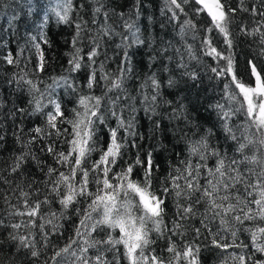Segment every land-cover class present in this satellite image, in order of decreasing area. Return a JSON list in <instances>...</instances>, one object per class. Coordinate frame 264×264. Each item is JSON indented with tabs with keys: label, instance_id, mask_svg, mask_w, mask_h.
<instances>
[{
	"label": "trees",
	"instance_id": "1",
	"mask_svg": "<svg viewBox=\"0 0 264 264\" xmlns=\"http://www.w3.org/2000/svg\"><path fill=\"white\" fill-rule=\"evenodd\" d=\"M63 2L0 0V192L10 195L16 184L26 186L31 180L37 182L34 187L40 186L46 177L39 170L37 161L52 163V157L43 151L44 144L50 141L37 139L30 147H24L34 134L33 129L45 126L43 112L33 111V96H39V93L30 92L26 81L32 80L44 93V104L50 97L69 110L75 106L72 102L77 99V93L63 85L57 86L55 81L58 78L68 77L81 95L89 92L86 75L90 68L82 65L79 72H68V62L75 51L72 45L76 36L75 25L82 20L86 22V30L81 32L77 44L83 50L81 55L88 52L93 37L100 36V54L92 66L97 70L98 81L91 94L100 96L104 93L105 81L100 79L103 73H107L111 79L123 80L121 89H114L105 96V124L98 128L99 146L103 148L108 142L105 133L117 126L116 118L108 114L109 107L117 112L126 125H131L127 131L121 129L118 134V140L123 138L126 145L122 148L119 167H126L139 159L141 165L134 168V176L137 173L143 176L144 166L150 157L153 165L152 186L155 190L164 185L165 178L182 159L197 162L195 157L188 156V150L191 142L201 138L206 139L209 151L215 149L229 156L235 154L239 158V154L234 152L235 142L226 139L228 133L224 128L225 121L217 107L218 104L225 105V110L238 107L235 102L227 100L226 93L230 89L226 86L230 84V76H220L212 71L213 68L223 71L225 62L208 56L204 41L211 39L218 50H225L226 46L218 32L205 31L211 27L210 17L206 12L197 11L200 6L194 0H187L182 5L184 11L175 9L168 0H71L73 8L69 12L68 23L59 21L54 11L60 10L58 5H63ZM221 3H225L226 8L242 7L240 0H221ZM101 4L103 8L97 14L95 9ZM243 7L264 12V0H244ZM104 12L108 14L107 19ZM187 21H192L196 25L195 29L188 28ZM261 21H264V17L250 11L238 10L233 14L229 25L233 47L227 49L226 54L230 52L234 56L241 72L245 71L248 61L255 63L258 71L264 67V54H261L264 48L259 37L245 36L240 31L241 28L251 31ZM126 24H132L133 27L128 28ZM105 27L108 28V35H103ZM36 45H39V49ZM40 51L45 57L43 71L38 69ZM9 56L15 63L7 62ZM83 64H88V61L85 59ZM101 64L103 73L100 71ZM152 77L159 83V89L151 86ZM169 81L172 83L169 84ZM49 85L53 87L49 88ZM153 95L156 96L154 102L151 100ZM44 111H48V108ZM227 123L238 137L246 126L242 112H238ZM59 143L61 148L65 147L62 142ZM22 150L34 155L36 161L29 159L18 173H11L10 167ZM98 155V152H94L92 159H98ZM214 160V157L209 158V167L214 166ZM62 170L67 171L66 168ZM11 203L18 204V201L12 199ZM177 203L184 205L188 201H177L172 195L166 199L164 223L169 228L173 221L179 219ZM41 210L50 217V211L43 206ZM61 210L57 202L51 205V212L59 213ZM11 212L10 205L0 199V264H43L51 255V250L43 247L37 229L21 227L14 230L11 225L27 220V217L14 216ZM193 213L180 221L183 228L179 231L183 235H169L176 242L178 250L182 251L187 245L198 249L199 264H225V261L227 264H238L232 257L240 255L248 258L249 264L264 260V253L256 251L250 233L241 230V225L233 223L225 231L219 224V218L212 219L211 213L206 212V206L202 203L193 205ZM67 216V220L61 218L54 222L62 225L61 232L71 235L78 217L71 210ZM250 226L246 222L243 227ZM51 227L46 225L44 230L49 231ZM196 229H199V234ZM232 230L237 232V246L223 250L212 244L214 238L232 244ZM29 231L35 236L36 247L42 253L39 260H35L29 255L28 249L11 239L12 234L26 235ZM155 235L153 232L152 236ZM66 242L64 235H53L51 238L52 247H61ZM167 242L163 238L159 239L154 247L159 251ZM118 247L123 251L122 246ZM94 251L90 249L89 255ZM160 254L166 260L171 259V254L166 250ZM105 256L111 260L113 253L105 252ZM116 257L119 264H129L120 253H116ZM172 264H176L174 259ZM180 264L187 262L181 260Z\"/></svg>",
	"mask_w": 264,
	"mask_h": 264
},
{
	"label": "snow or ice",
	"instance_id": "2",
	"mask_svg": "<svg viewBox=\"0 0 264 264\" xmlns=\"http://www.w3.org/2000/svg\"><path fill=\"white\" fill-rule=\"evenodd\" d=\"M186 2L187 0H168L171 6L180 11H184L182 5ZM194 3L202 5L197 8L198 12H206L210 17L211 27L205 31L218 32L226 46L225 50H218L213 46L211 39L204 41L206 54L225 62L223 71L217 68L212 71L220 76H230V84L226 86L230 89L226 93L227 100L235 102L238 107L229 110H225L223 104H218L217 107L225 121L224 128L228 133L226 139L235 142L234 152L239 154V158L235 154L229 156L215 149L209 151L206 139L201 138L191 142L188 150V156L195 157L197 162L182 159L165 178L164 185L155 190L152 186L153 165L150 157L144 166L143 176L138 173L134 176V168L141 165L139 159L126 167H119L122 148L126 145L123 138L118 140V134L121 129L127 131L131 125H126L117 112L109 107L108 114L116 118L117 126L105 133L108 142L103 148L99 146L98 128L105 124V96L114 89H121L123 80L111 79L107 73H103L101 64L100 71L103 75L100 79L105 81V91L100 96L91 94L98 81L97 70L92 66L96 64L95 58L100 54V36L98 34L93 37L92 46L87 53L81 55L83 50L77 47V44L81 32L86 30V22L82 20L75 25L76 36L72 41L75 51L68 62V72H79L82 65L90 68L86 75V87L89 92L81 95L75 83L68 77L58 78L55 81L57 86L63 85L77 93V99L72 102L75 106L69 110L50 97L47 104H44V93L32 80L26 81L30 92L39 93V96H33V111L43 112L45 126L34 128V134L24 147H30L37 139L50 141L44 144L43 151L52 157V163L37 161L39 170L46 177L40 182V186L34 187L37 182L31 180L26 186L16 184L10 195L0 192V199L10 205L12 215L27 217V220L13 223L11 227L14 230L21 227L37 229L42 237L43 247L51 250V255L43 264H119L116 253L123 255L129 264H172L173 259L176 264H180L181 260L187 264H199L198 249L187 245L182 251L178 250L169 233L183 235L179 231L183 228L180 221L193 215V205L201 203L206 206V212L211 213L212 219L219 218V224L225 231L233 223L241 225V230L250 233L256 251L264 253V67L258 71L257 65L248 61L245 71L241 72L234 56L230 52L226 54L227 49L233 47V36L229 28L233 14L243 10L264 17V12L243 7L244 0H240L241 9L226 8V4L221 3V0H194ZM58 7L60 10L54 11L59 21L68 23L69 12L73 8L71 0H64L63 5ZM102 8L103 4L97 7L95 12L101 13ZM103 15L107 19V12ZM173 16L175 18V13ZM186 26L191 29L196 27L192 21H187ZM126 27L133 26L126 24ZM240 31L245 36H258L264 48V21L251 31L247 28H241ZM103 35H108L107 27L103 28ZM137 42L142 43L139 40ZM36 47L39 49V45ZM85 59L88 61L86 65L83 64ZM7 62L15 63L11 56L7 57ZM44 68L45 57L43 51H40L38 69L43 71ZM150 79L151 86L159 89L160 85L156 79ZM171 83L169 81V84ZM151 100L154 102L156 96L153 95ZM45 108H48V111L45 112ZM238 112H242L246 120V126L239 137L227 123ZM59 142L65 147L61 148ZM94 152L99 153L96 160L92 159ZM210 157L215 158L213 167H209L207 163ZM29 159L36 161L34 155L22 150L21 154L15 157L10 172L18 173ZM64 168L67 171L62 170ZM257 168L259 171H256ZM169 195L177 201H188L184 205L177 203L179 219L172 222L171 228L164 223L166 199ZM12 199H16L18 204H12ZM54 202L62 209L59 213L51 212ZM42 206L50 211V217L44 215ZM69 210L78 217V223L74 222L71 235L61 232L62 225L54 222L61 218L69 219ZM246 222L251 226L244 228ZM46 225H52L49 231L44 230ZM195 231L199 234V229ZM153 232L156 234L154 237ZM53 235H64L67 242L61 247H52ZM231 235L232 244L222 243L215 238L212 244L223 250L237 246L236 230H232ZM101 236L103 238H96ZM162 238L168 242L158 251L154 246L157 240ZM11 239L28 249L31 257L39 260L42 253L37 249V241L31 231L26 235L12 234ZM118 246H122L123 251ZM90 249L95 250L92 255H89ZM164 250L171 254V259L166 260L160 254ZM105 252L113 253L111 260L106 258ZM232 259L238 264H249L244 255L234 256ZM252 264H264V260L253 261Z\"/></svg>",
	"mask_w": 264,
	"mask_h": 264
},
{
	"label": "water",
	"instance_id": "3",
	"mask_svg": "<svg viewBox=\"0 0 264 264\" xmlns=\"http://www.w3.org/2000/svg\"><path fill=\"white\" fill-rule=\"evenodd\" d=\"M200 7H202V5H199Z\"/></svg>",
	"mask_w": 264,
	"mask_h": 264
}]
</instances>
